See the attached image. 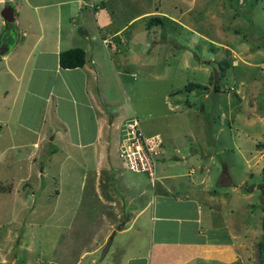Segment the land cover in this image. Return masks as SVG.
Returning <instances> with one entry per match:
<instances>
[{
    "label": "rangeland",
    "instance_id": "rangeland-1",
    "mask_svg": "<svg viewBox=\"0 0 264 264\" xmlns=\"http://www.w3.org/2000/svg\"><path fill=\"white\" fill-rule=\"evenodd\" d=\"M61 1L71 3L7 0L0 10L14 7L20 19L3 20L6 31H0V39L16 41L17 32L21 35L27 24V3H32L30 16L42 25L34 24L32 29L37 31H32L33 36H42L41 43L53 48L57 47L51 39L56 31H75L77 36L81 30L91 35L96 31L100 40L95 9L101 11L99 15L111 17L113 29L124 26L122 34L127 38L138 32L139 40H160V46L150 52L148 64L143 55L140 61L134 54L132 57L129 41L122 52L128 66L120 67L118 73L108 70L112 77L106 92L114 105L112 116H120L122 123L136 117L145 134L160 133L165 143L183 145L181 152L196 148L201 155L185 161L181 169L195 166L192 176L199 181L203 174L200 167L209 168L208 179L199 189L211 183L204 193L216 191L218 198L232 201L235 220L249 222L248 229L258 243L264 222V0ZM22 2L25 10L19 9ZM41 4L45 8L34 10ZM155 16L161 17V24L146 29L147 20ZM6 33L7 38L3 37ZM153 60L157 64L151 65ZM222 62L228 67L219 76ZM216 81L219 91L215 90ZM189 82L204 83L207 89L185 91ZM176 104L184 110L172 113ZM31 112L41 115L38 108ZM52 130L47 129L41 140L34 135L26 137L25 147L0 130V264H93L92 259L95 264H105L110 255L100 261L102 249L93 251L94 240L108 230L101 224L117 219L120 211L114 212L84 193L80 177L84 165L78 150L64 148L53 139ZM118 133L120 140L122 127L110 139V158L121 191V174L127 179L138 174L120 164ZM85 168L93 177L94 164ZM232 184L238 191H232ZM147 187L152 193V187ZM132 208L125 205L121 215L130 216ZM92 223L100 231L97 238L90 229ZM257 243L249 264H260ZM65 246H69L68 252H63Z\"/></svg>",
    "mask_w": 264,
    "mask_h": 264
},
{
    "label": "crops",
    "instance_id": "crops-1",
    "mask_svg": "<svg viewBox=\"0 0 264 264\" xmlns=\"http://www.w3.org/2000/svg\"><path fill=\"white\" fill-rule=\"evenodd\" d=\"M6 1L0 0V9ZM66 2L71 3L61 0L56 3ZM77 3L78 8H82V3ZM23 4L20 3V10H25ZM27 4L29 9L24 11L27 20L24 31L21 35L17 32V39L9 53L0 57V130L7 131L12 141L25 147L28 145L24 140L26 137L34 135L41 140L47 129H53V139L62 143L64 148L75 147L78 150V158L84 165L80 169L81 189L92 200L96 198L114 212L120 211L114 221L98 223L108 230L99 240H94L93 251H100L111 238L103 257L110 255L105 264H249L254 259L257 243L252 234L254 232L248 229L250 223L235 220L232 201L223 196L218 198L216 191L213 194L204 193L211 183L199 189V185L208 179L209 168L200 167L203 174L199 181H196L197 176H192L195 166L181 169L180 165L184 167L185 161H193L201 155L196 148L191 147L190 152L184 153L181 152L183 145L175 141L168 144L162 138L163 151L157 162L154 184L145 173L141 176L135 172L138 175L131 179L121 174L122 192L117 189L119 180L111 163L110 139L125 120L122 123L120 116H112L110 111L114 105L111 95L106 92L112 77L108 70L112 68L118 73L120 67L128 66L127 57L122 52L129 41L132 57L134 54L140 61L143 55L144 62L148 64L150 52H155L160 40H151L152 43L149 39L139 40L138 32L130 33L127 38L122 34L124 26L113 29L111 17L99 15L101 11L95 9L100 40L96 31L92 35L90 31L86 34L78 32L83 39L75 31H56L51 39L57 47L53 48L41 43L42 36L34 38L35 32L32 31L37 30L32 27L34 24L42 25L39 20L37 23L32 20V3L30 6ZM39 7L45 8V5L33 8L36 10ZM1 11L0 31H6L3 30ZM13 16V22L20 19L14 7ZM4 36L9 37L7 33ZM104 38H109L111 45H105ZM74 47L84 50V64L73 68L60 66L59 53ZM131 63L133 67L137 66ZM155 63L153 60L151 65ZM51 97L54 98L53 103ZM177 106L170 109L172 113L184 110ZM35 108L41 112L39 117L31 112ZM183 135L186 136V132ZM117 137L118 144L119 133ZM33 146H37V142H33ZM28 157L33 159V154ZM88 162L94 164L93 177L85 168ZM148 185L152 187V193ZM86 187L89 188L87 192ZM231 187L232 191H238L233 184ZM125 205L133 206V214L128 217L121 215ZM91 210L94 211L93 208ZM93 225L90 229L97 238L100 231H96ZM68 251L69 246H65L63 252ZM92 261L95 264L94 259Z\"/></svg>",
    "mask_w": 264,
    "mask_h": 264
},
{
    "label": "built area",
    "instance_id": "built-area-1",
    "mask_svg": "<svg viewBox=\"0 0 264 264\" xmlns=\"http://www.w3.org/2000/svg\"><path fill=\"white\" fill-rule=\"evenodd\" d=\"M103 43L111 45L109 38H104ZM122 127L118 143V157L122 167L132 172L145 173L154 184L157 162L163 151L162 136L158 133L145 134L136 117L126 119Z\"/></svg>",
    "mask_w": 264,
    "mask_h": 264
},
{
    "label": "trees",
    "instance_id": "trees-1",
    "mask_svg": "<svg viewBox=\"0 0 264 264\" xmlns=\"http://www.w3.org/2000/svg\"><path fill=\"white\" fill-rule=\"evenodd\" d=\"M159 23L161 24V17H158V16L151 17L147 20L146 27L150 28L154 26L155 24H159ZM84 61H85L84 50L80 47L70 48V49L64 50L59 53V64L62 67L73 68V67L82 66L84 64ZM220 66L222 68V72L219 76H222L223 70H225L228 67V63L222 62ZM214 86H215V89L218 91L219 87L217 86V81L214 84ZM184 89L185 91H188V92L192 90H196V91L199 90L203 92V90L207 89V85H203L202 83L189 82L185 85ZM263 171H264V167H263ZM262 233H263L262 239L258 241L257 243L260 264H262V259L264 258L263 256L264 255V222H263V232Z\"/></svg>",
    "mask_w": 264,
    "mask_h": 264
},
{
    "label": "water",
    "instance_id": "water-1",
    "mask_svg": "<svg viewBox=\"0 0 264 264\" xmlns=\"http://www.w3.org/2000/svg\"><path fill=\"white\" fill-rule=\"evenodd\" d=\"M1 15L4 18L5 21L7 22H11L14 20V16H13V8L11 6H6L2 9L1 11ZM80 33L82 34H86L87 31L85 30H81ZM12 44L10 43L9 40H6L5 38H1L0 39V55H4L6 54L11 48H12ZM111 243V238H109L106 242V244L104 245V247L102 248V252H101V258L103 259V257L105 256L109 245Z\"/></svg>",
    "mask_w": 264,
    "mask_h": 264
}]
</instances>
